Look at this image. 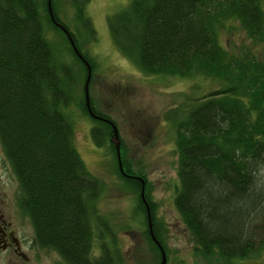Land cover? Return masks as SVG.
Listing matches in <instances>:
<instances>
[{
	"label": "trees",
	"instance_id": "16d2710c",
	"mask_svg": "<svg viewBox=\"0 0 264 264\" xmlns=\"http://www.w3.org/2000/svg\"><path fill=\"white\" fill-rule=\"evenodd\" d=\"M84 2L73 1L75 19L84 37L92 38ZM50 4L54 20L71 35L52 0ZM263 7L264 0H128L106 16L112 44L141 72L182 79L201 75L218 84L180 114L174 109L164 113L174 129L177 157L173 205L194 254L211 264H241L264 252ZM43 10L35 0H0V147L17 182L33 241L53 250L64 264H123L115 230L97 206L105 185L86 168L73 143L65 109L80 99L83 115L95 123L90 139L96 147L110 145L116 174L137 195L146 239L160 260L148 235L140 180L134 176L144 177L131 174L128 164L125 174L130 176L119 172L109 143L114 123L90 100L92 112L106 120L87 113L82 81L86 67L50 20L46 0ZM43 20L66 41L83 71L79 79L51 54ZM223 33L242 38L227 47ZM76 41L92 71L91 60ZM78 84L81 98L74 95ZM146 201L153 235L166 256L153 204Z\"/></svg>",
	"mask_w": 264,
	"mask_h": 264
},
{
	"label": "rangeland",
	"instance_id": "374dc122",
	"mask_svg": "<svg viewBox=\"0 0 264 264\" xmlns=\"http://www.w3.org/2000/svg\"><path fill=\"white\" fill-rule=\"evenodd\" d=\"M35 1L38 10L43 13V0ZM52 1L56 16L71 32V38L77 40L80 52L88 56L93 64L88 82L89 100L96 110L106 114L114 123L123 171L128 164L131 174L144 177L138 175L145 180L144 198L146 195L153 204L151 212L155 228L166 248L165 264H211L194 254L193 242L173 205L178 185L177 157L174 129L165 120L164 113L174 109L180 114L194 99L213 91L218 84L201 75L182 79L146 74L124 57L111 42L106 16L120 10L128 0L84 2L85 14L94 30L92 38L89 35L84 37L77 27L72 3L78 0ZM42 24L43 35L56 62L74 71V77L79 79L83 71L62 35L46 20ZM222 35L227 47H232L242 38L239 34H231V37L224 33ZM228 39L229 44L225 43ZM85 76H82L83 82ZM81 89L79 84L74 89L76 98H81ZM79 106L80 99L65 109L73 126V143L86 168L105 185L97 206L99 213L108 219L115 230V243L123 256V264H156L159 259L146 239L144 214L137 203V195L117 176L108 142L96 147L91 141L89 129L95 123L83 115ZM5 163L11 173V186L18 189L6 160ZM25 230L33 235L28 220ZM94 251L97 254V250ZM29 255H32L31 261L25 264H64L53 250L37 245ZM241 264H264V252L252 255Z\"/></svg>",
	"mask_w": 264,
	"mask_h": 264
},
{
	"label": "flooded vegetation",
	"instance_id": "af4514ba",
	"mask_svg": "<svg viewBox=\"0 0 264 264\" xmlns=\"http://www.w3.org/2000/svg\"><path fill=\"white\" fill-rule=\"evenodd\" d=\"M1 153L0 262L3 264H25L31 261L32 255L29 253L34 252L36 244L33 241V235L31 236L25 230L28 219L19 205V190L11 186V173Z\"/></svg>",
	"mask_w": 264,
	"mask_h": 264
},
{
	"label": "water",
	"instance_id": "95a60500",
	"mask_svg": "<svg viewBox=\"0 0 264 264\" xmlns=\"http://www.w3.org/2000/svg\"><path fill=\"white\" fill-rule=\"evenodd\" d=\"M46 9H47V13H48V16H49L50 20L55 25H57L60 28V30L64 33V35L66 36V38L68 40L69 45L72 48V51L76 54V56L78 58H80V60L83 62V64L86 67V76H85V79H84V82H83V100H84V106H85V109H86L87 113L89 114L90 117L106 120V119L101 118L100 116L94 114L92 112V110H91V107H90L89 95H88V82H89V77H90V66H89V64L80 55L79 51L75 47V44H74L71 36L67 32V30L60 23H58V22H56L54 20V17H53V14H52L50 0H46ZM111 127H112V129H111L112 131H111V136L109 138V143H111L112 146H113L114 154H115V160H116V165H117V168H118L119 172L122 175H126L125 172L122 169L120 153H119V139H118V136H117V130H116V128H115V126L113 124H111ZM126 176H130V175H126ZM134 177H136L141 182V187L139 189V197H140V200H141V202H142V204H143V206L145 208L146 226H147L148 234H149L150 238L152 239V241L156 244V246H157V248L159 250V254H160L159 264H165V253H164L163 249L161 248L160 244L158 243V241L155 239V237L153 235V232H152L150 209H149V206H148V203H147L146 199L144 198L142 179L140 177H138V176H134Z\"/></svg>",
	"mask_w": 264,
	"mask_h": 264
}]
</instances>
